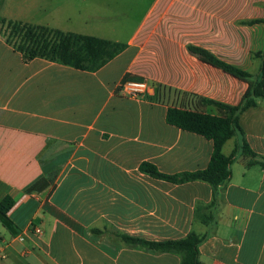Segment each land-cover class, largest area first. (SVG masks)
I'll use <instances>...</instances> for the list:
<instances>
[{"label":"crops","instance_id":"crops-1","mask_svg":"<svg viewBox=\"0 0 264 264\" xmlns=\"http://www.w3.org/2000/svg\"><path fill=\"white\" fill-rule=\"evenodd\" d=\"M93 3L3 0L0 18L104 39L90 22ZM130 3L140 9L139 0ZM253 20L262 22L242 24ZM263 21L264 0H150L123 43L104 39L126 47L95 72L24 62L0 35V202L11 201L0 213V264H179L178 255L123 237L157 242L190 232L206 235L203 264H264V98L239 117L256 157L238 154L225 186L173 184L139 171L143 162L164 175L207 166L211 142L168 125L166 109L218 115L201 101L236 106L248 85L187 47L256 76ZM124 81L146 82L148 90L126 97ZM237 141L227 140L222 154ZM198 205L212 206L196 218ZM207 215L212 220L202 224Z\"/></svg>","mask_w":264,"mask_h":264},{"label":"trees","instance_id":"trees-1","mask_svg":"<svg viewBox=\"0 0 264 264\" xmlns=\"http://www.w3.org/2000/svg\"><path fill=\"white\" fill-rule=\"evenodd\" d=\"M2 3L3 0H0V7ZM259 22L262 21H246L242 24L251 25ZM0 35L14 51L20 53L24 62L39 58L86 72L97 71L126 47L124 44L93 36L62 32L47 26L32 25L4 18H0ZM187 50L199 61L247 83V89L236 106H227L207 100L201 101L204 104L214 106L219 112L218 115L177 107L166 109L165 122L168 125L199 135L211 142L212 152L204 169L175 175H164L153 164L143 162L139 166V171L152 178L173 184L201 181L207 183L213 189H217L229 182L230 166L238 154L248 158L256 157L244 140L239 117L245 110L256 106L258 99L264 98V50L256 54L260 59V67L256 76L224 63L206 50L193 46H188ZM233 137H236L238 141L231 154L224 156L222 146ZM251 162L248 164H251ZM43 184L44 181L40 180L31 185L28 191H33ZM211 206L198 205L195 210V217L199 216V212L209 210ZM10 207V199L8 197L4 198L0 202V213L5 214ZM199 220L202 224H207L212 220V216H200ZM123 238L127 243L153 253L178 255L180 257L179 264H203L198 258V247L205 240L206 235L199 236L194 232H190L186 237L179 240L157 242L126 236Z\"/></svg>","mask_w":264,"mask_h":264},{"label":"rangeland","instance_id":"rangeland-1","mask_svg":"<svg viewBox=\"0 0 264 264\" xmlns=\"http://www.w3.org/2000/svg\"><path fill=\"white\" fill-rule=\"evenodd\" d=\"M140 9L135 10L131 7V0H94L91 8V25H101V34L104 39L113 40L118 38L122 43L123 38L129 34L133 26L138 21V18L147 6L150 0H139ZM128 7H131V14L129 18L124 17ZM122 24V25H121ZM117 28L112 31V29Z\"/></svg>","mask_w":264,"mask_h":264},{"label":"built area","instance_id":"built-area-1","mask_svg":"<svg viewBox=\"0 0 264 264\" xmlns=\"http://www.w3.org/2000/svg\"><path fill=\"white\" fill-rule=\"evenodd\" d=\"M148 90V84L142 81H124L119 86V91L126 97L139 98L146 94ZM31 232L34 234H40L39 228H30ZM18 241H22L23 237H16Z\"/></svg>","mask_w":264,"mask_h":264}]
</instances>
